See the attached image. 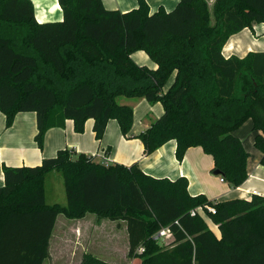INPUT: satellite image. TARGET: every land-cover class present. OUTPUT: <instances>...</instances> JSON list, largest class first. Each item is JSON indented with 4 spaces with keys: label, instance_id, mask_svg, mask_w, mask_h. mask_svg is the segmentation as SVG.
Masks as SVG:
<instances>
[{
    "label": "trees",
    "instance_id": "obj_1",
    "mask_svg": "<svg viewBox=\"0 0 264 264\" xmlns=\"http://www.w3.org/2000/svg\"><path fill=\"white\" fill-rule=\"evenodd\" d=\"M123 13L102 0H59L62 22L39 23L31 0H0V112L10 128L19 113L37 115L35 140L72 120L78 133L94 120L101 141L111 120L132 137L134 110L120 98L164 106V114L139 134L145 154L169 141L176 156L201 147L230 186L248 179L250 153L235 135L248 120L264 165V52L225 57L229 39L264 23V0H180L151 14L146 0ZM145 52L157 65H139ZM175 80L168 88L171 77ZM63 176L67 204L49 205L46 178ZM0 188V264H44L59 216L124 223L128 258L141 264H264V198L214 202L192 196L186 178L146 174L138 164H107L97 156L60 150L35 167H4ZM214 205L216 214L192 216ZM219 225L222 238L209 228ZM170 228L174 240L155 236ZM159 232V233H158ZM157 233V234H156ZM140 247L145 252L138 254ZM81 264H111L92 253Z\"/></svg>",
    "mask_w": 264,
    "mask_h": 264
},
{
    "label": "crops",
    "instance_id": "obj_2",
    "mask_svg": "<svg viewBox=\"0 0 264 264\" xmlns=\"http://www.w3.org/2000/svg\"><path fill=\"white\" fill-rule=\"evenodd\" d=\"M31 1L34 4L36 19L39 23L43 24L63 21L64 15L59 0ZM146 1L150 5L151 14L156 13L160 8H163L167 12H171L180 2V0ZM207 1L212 7L216 0ZM102 2L106 9L121 11L123 13L130 12L139 6L138 0H102ZM251 52H264V23H254L252 28L244 29L238 34L233 35L223 50V54L227 58L232 56L244 58ZM132 58L139 65H146L152 69L157 68V65L143 51L135 53ZM174 80L175 74L171 77L168 83V88L172 85ZM155 108L158 109H154V111L158 113L159 117L157 118H160L164 114V106L161 104V106H156ZM148 109L151 110L150 106ZM152 124L153 123H150L146 118H141L137 121L134 120L131 133L132 137L127 138L123 136L118 122L114 124V122L110 121L106 129V138H109L110 132H113L118 136L116 143L123 148L125 161L118 160L116 157L111 159V146L103 149L96 155H91L84 144H75L71 151L75 155L81 152L80 154H85L87 156L105 157L107 164H122L121 162H125L123 164H126V166L138 164L142 171L158 179L175 181L179 178H186L189 182V192L192 196L205 195L209 200L214 202L232 200L251 201L255 196L264 198V165L261 163L263 154L255 148V138L258 132L254 131L252 120H248L235 132V135L242 140L245 149L250 153L248 162V179L238 188L230 186L224 181L221 175L217 176L214 174V159L211 155L206 154L201 147L190 148L186 152L182 161L177 159V142L175 140L169 141L155 153L146 155L145 146L137 136L146 131L152 126ZM71 127V124L68 122L67 129H71ZM37 133L38 126L36 113H19L14 120V124L10 128H7L6 116L0 112V188L5 186L4 167H35L41 165L44 159L53 158L60 150L68 149L66 146L73 139V137L70 138L69 131L64 132L60 127L52 128L46 133L45 145L43 150H41L35 140ZM98 142L101 146V141ZM68 146H71V143ZM254 192H258L260 195H255ZM92 217H97L100 220L96 214H87L82 219H68L66 217L68 220H64L59 216L56 228L61 219L62 222L63 220H67L68 224L67 222L64 223L63 233H66L67 226L71 227V232L75 235L76 241L78 240L75 244L74 250H81L83 246H88L90 243L89 235L86 233L85 228L88 229L89 226H87V224L89 223V218ZM206 220L209 228L214 232L218 239H221L222 233L219 225H216L208 218ZM124 227L126 231V226ZM89 230H92V227H89ZM160 240L166 241V244H169L174 240V235L166 234L162 236ZM61 245V252L63 254V250H68L69 247L62 241ZM72 249L73 248L69 250ZM86 253L91 252H84L78 264H81L83 256ZM76 255L77 253L72 250L70 262H75ZM95 256L102 259L100 255L96 254ZM59 257L63 258L64 256L62 257L61 255Z\"/></svg>",
    "mask_w": 264,
    "mask_h": 264
},
{
    "label": "rangeland",
    "instance_id": "obj_3",
    "mask_svg": "<svg viewBox=\"0 0 264 264\" xmlns=\"http://www.w3.org/2000/svg\"><path fill=\"white\" fill-rule=\"evenodd\" d=\"M119 103L123 105H129L133 108L134 120L136 121L141 118H146V120L150 121V123H155L159 119L157 118L159 117L158 113L155 112L154 109H156V106H161V103L152 104L143 98L132 100H129L127 98H120ZM149 106L151 110L148 109ZM111 121L114 122V124H116L117 122V120ZM68 122L72 126L71 129H67ZM60 128H62L64 132L69 131L70 138L73 137V139L70 141L71 146H68L70 143H68V145L66 146L70 151L75 146V144H84L86 145L91 155H96L103 149L111 146V159H114V157H116L118 160L125 161V154L123 148L116 143L118 136H116L113 132H110L109 138H106L105 132L104 137L101 140V146L99 145L98 139L96 138V134L94 132V123L92 119L86 122L85 130L83 133H78L76 131L74 122L72 120H67L64 126ZM45 140L46 136L44 138V145ZM80 153L81 152L77 153V155ZM98 161L106 163V158L98 157ZM121 163L123 164L125 162ZM46 199L47 203L50 205H66L67 195L64 185V179L61 173L54 171L47 176ZM60 218L64 220L67 219L64 216H60ZM62 219L58 224L54 232V236L51 240V257H49V259L46 260L44 264H71L72 262H70V255L72 250L77 253L75 257V262H73L72 264H78L82 254L86 251L95 253L94 255H100L102 259L106 260V262H109L111 264H141V259L128 258V236L126 233L127 231H125V225L123 223L112 222L108 219L99 220L97 217L89 218V223L87 224V226L92 227V230H89L88 227V229L85 228V231L89 235L90 243L88 246H83L84 249L81 248V250H74L75 244L78 242V240L76 241L75 235L71 232V227L69 226H67L66 233H63L65 225L64 223L67 222L68 224V219L66 221L63 220V222ZM162 231L163 230L161 229L160 232ZM61 241L65 242L69 247L68 250H63V254L61 252ZM159 243L161 244V246L167 245L166 241L159 240ZM71 248L73 249L69 250ZM61 255L62 257H64H59Z\"/></svg>",
    "mask_w": 264,
    "mask_h": 264
},
{
    "label": "built area",
    "instance_id": "obj_4",
    "mask_svg": "<svg viewBox=\"0 0 264 264\" xmlns=\"http://www.w3.org/2000/svg\"><path fill=\"white\" fill-rule=\"evenodd\" d=\"M254 194L255 195H260V193H258V192H254ZM206 212H209L211 214H216V208H215V206L214 205H207V206H204V207H199V208H197L195 210H192L191 211V215L192 216H197L199 214H205ZM166 234H172L170 228H166L162 232H160L159 234H157L155 236V239L159 241L160 238L162 236L166 235ZM144 252H145V248L144 247H140L138 249V251H137L138 254H142Z\"/></svg>",
    "mask_w": 264,
    "mask_h": 264
},
{
    "label": "water",
    "instance_id": "obj_5",
    "mask_svg": "<svg viewBox=\"0 0 264 264\" xmlns=\"http://www.w3.org/2000/svg\"><path fill=\"white\" fill-rule=\"evenodd\" d=\"M214 174L217 175V176H219V175H221V172L219 170H215L214 171Z\"/></svg>",
    "mask_w": 264,
    "mask_h": 264
}]
</instances>
